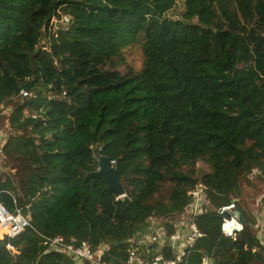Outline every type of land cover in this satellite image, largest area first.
<instances>
[{"label":"trees","instance_id":"16d2710c","mask_svg":"<svg viewBox=\"0 0 264 264\" xmlns=\"http://www.w3.org/2000/svg\"><path fill=\"white\" fill-rule=\"evenodd\" d=\"M182 5L172 18L176 0H0V205L29 221L0 241V264H77L48 250L56 236L126 264L150 219L173 232L199 182L202 236L182 264H264L256 217L238 201L244 177L264 184V0ZM133 46L142 67L122 71ZM96 155L123 197L96 174ZM231 203L244 223L227 238L216 210Z\"/></svg>","mask_w":264,"mask_h":264},{"label":"built area","instance_id":"2783aa9c","mask_svg":"<svg viewBox=\"0 0 264 264\" xmlns=\"http://www.w3.org/2000/svg\"><path fill=\"white\" fill-rule=\"evenodd\" d=\"M51 20V25H67L70 19L66 16L56 20ZM23 96L25 92L21 91ZM188 205L181 217L179 224L173 225V232L169 235L166 234L162 227H155L150 225L145 235L140 238L141 242L147 244H164L168 243V247L174 254L172 258H165L162 252H157L151 259L144 262L137 256V249L132 248L128 252L126 264H182L189 253V249L193 247L197 239L201 238V233L198 230L194 219L202 212L206 203V193L204 185L199 182L193 190L188 193ZM234 204L231 203L216 210V213L222 217L220 224V231L223 236L227 238L233 237L235 234L243 230V224L239 222L233 215ZM29 227V221L19 212L15 214H8L0 205V241L5 235L7 238H13L23 232ZM261 245V253L264 260V239L259 238ZM45 243L49 251L63 253L77 262H88L91 264H105L99 262L96 258L99 255L94 252L87 242L76 243L74 240L65 241L62 237L56 236L53 238H46ZM6 247L12 252L14 248L6 244ZM100 250V249H99ZM102 254V253H100ZM203 264H211L204 260Z\"/></svg>","mask_w":264,"mask_h":264},{"label":"rangeland","instance_id":"374dc122","mask_svg":"<svg viewBox=\"0 0 264 264\" xmlns=\"http://www.w3.org/2000/svg\"><path fill=\"white\" fill-rule=\"evenodd\" d=\"M182 2L183 0H176V6L172 11L168 13V16L172 18H178L183 9ZM52 29L54 31L55 27H53ZM142 62H143V55L141 53L140 48L138 46H133L129 48L128 51L125 52L124 61L122 63H119L118 67L122 71H125L128 69H131L133 71H138L142 67ZM9 112H10V109L5 108L4 106H1L0 108V148L2 144L4 143L8 135V132H9V129L7 128V123H5V120L1 118V115L7 116ZM7 168L8 167L6 165V160L4 159L3 155L0 153V169L4 172H7L8 171ZM206 173H208L207 167L203 163L198 162L196 164L197 179L201 180L203 175ZM255 176L259 177V175H255ZM247 177H248L247 180L244 177V180L241 186V196L238 198V201H242L244 203L245 211L247 213H250V212L254 213L256 217V222L258 225V230H260V228L264 227L263 226L264 224L263 223L264 222V184L260 180V178H256L254 176L252 177L251 175ZM232 215L240 222L239 218L241 215L237 211H233ZM165 222H166V219L159 218L153 224V226L157 228L162 227L165 230V227H164ZM99 249L97 251L98 254L102 253L104 251V250L102 251V249H105V247H101V249L100 250Z\"/></svg>","mask_w":264,"mask_h":264},{"label":"water","instance_id":"95a60500","mask_svg":"<svg viewBox=\"0 0 264 264\" xmlns=\"http://www.w3.org/2000/svg\"><path fill=\"white\" fill-rule=\"evenodd\" d=\"M185 24H188L187 21H184ZM98 170L96 174L104 179L107 184L108 189L114 193L117 197H123L125 195L124 188L117 177V172L115 166L112 164L108 157L103 155H96ZM241 223H244L242 216L239 218ZM2 241L6 240L4 235L1 239Z\"/></svg>","mask_w":264,"mask_h":264},{"label":"crops","instance_id":"0c3cea01","mask_svg":"<svg viewBox=\"0 0 264 264\" xmlns=\"http://www.w3.org/2000/svg\"><path fill=\"white\" fill-rule=\"evenodd\" d=\"M157 221L156 218L150 219V225L154 224ZM175 224H179V221L174 222ZM264 223V222H263ZM264 226V224H263ZM258 237L264 239V227L260 228L259 232H258ZM141 238V237H140ZM168 243L165 242L164 244H161V242L159 244H147V243H143L141 242V240L135 239V247L137 249V256L143 260L144 262H147L151 259V257H153L157 252H159L161 250L162 247L167 246ZM104 249H102L103 251ZM101 255V254H99ZM77 264H91L88 262H76Z\"/></svg>","mask_w":264,"mask_h":264},{"label":"clouds","instance_id":"9594fccd","mask_svg":"<svg viewBox=\"0 0 264 264\" xmlns=\"http://www.w3.org/2000/svg\"><path fill=\"white\" fill-rule=\"evenodd\" d=\"M113 164V163H112Z\"/></svg>","mask_w":264,"mask_h":264}]
</instances>
